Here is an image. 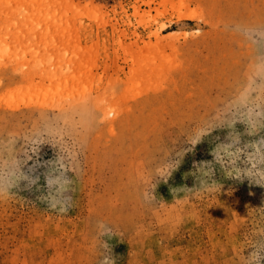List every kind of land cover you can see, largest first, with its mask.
Here are the masks:
<instances>
[{
	"label": "rangeland",
	"instance_id": "rangeland-1",
	"mask_svg": "<svg viewBox=\"0 0 264 264\" xmlns=\"http://www.w3.org/2000/svg\"><path fill=\"white\" fill-rule=\"evenodd\" d=\"M0 264H264V0H0Z\"/></svg>",
	"mask_w": 264,
	"mask_h": 264
}]
</instances>
